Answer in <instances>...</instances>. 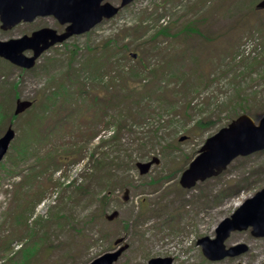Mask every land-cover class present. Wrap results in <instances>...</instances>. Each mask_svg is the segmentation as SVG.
I'll list each match as a JSON object with an SVG mask.
<instances>
[{
    "label": "rangeland",
    "instance_id": "rangeland-1",
    "mask_svg": "<svg viewBox=\"0 0 264 264\" xmlns=\"http://www.w3.org/2000/svg\"><path fill=\"white\" fill-rule=\"evenodd\" d=\"M260 1L135 0L90 33L52 47L31 70L0 58V137L12 125L14 143L26 142V124L35 118L46 138L34 153L51 156L33 170L10 157L0 166V264H89L118 237L129 248L116 264L168 257L174 264H264V238L251 229L227 240L228 247H249L236 258L210 262L198 245L264 189V151L190 190L179 183L208 138L244 114L256 125L264 118ZM45 27L64 29L46 17L7 32L0 27V39ZM82 63L84 91L107 106L84 102V94L69 99L76 86L69 75ZM96 68L103 84L88 77ZM62 85L64 95L55 96ZM16 94L34 106L11 120ZM50 96L56 104L44 106ZM54 148L76 152L59 158ZM152 160L141 175L137 163ZM113 211L120 216L110 222Z\"/></svg>",
    "mask_w": 264,
    "mask_h": 264
},
{
    "label": "water",
    "instance_id": "water-1",
    "mask_svg": "<svg viewBox=\"0 0 264 264\" xmlns=\"http://www.w3.org/2000/svg\"><path fill=\"white\" fill-rule=\"evenodd\" d=\"M105 0H0V20L2 28L7 30L21 23L32 22L39 16H54L62 24H69L66 32L58 35L55 30L42 29L31 36H24L9 41L0 40V56L13 64L32 68L36 59L51 46L64 42L73 35H80L90 31L93 27L118 14L119 8L109 3L102 4ZM134 0H123L122 7ZM259 9H264V0L258 4ZM26 50H34L35 55L28 57ZM136 57V55H134ZM32 106L30 101H17L15 114L19 115ZM15 138V131L10 127L0 138V162L7 154L11 142ZM264 149V118L256 125L248 115H242L234 120L227 128L220 130L209 138L202 147L199 156L190 164L183 173L181 185L192 188L198 181L221 174L239 156H248ZM155 161L142 164L138 167L142 174L149 171ZM128 191L124 200L129 199ZM119 213L114 212L107 216L114 220ZM253 228L252 234L264 237V189L248 200L236 213L224 220L216 230L217 237L211 239L204 237L198 241L204 255L210 261H220L226 257H236L248 250L244 244L226 249L225 241L234 231ZM123 242L118 239L115 245ZM128 245L115 252H109L97 258L90 264H115ZM148 264H173L172 258L151 259Z\"/></svg>",
    "mask_w": 264,
    "mask_h": 264
},
{
    "label": "trees",
    "instance_id": "trees-1",
    "mask_svg": "<svg viewBox=\"0 0 264 264\" xmlns=\"http://www.w3.org/2000/svg\"><path fill=\"white\" fill-rule=\"evenodd\" d=\"M191 27V26H190ZM158 36L159 33L158 31L153 33V35L150 37V38H153L154 36ZM107 49V48H106ZM83 64V63H82ZM73 70V68H71ZM87 70V65L86 64H83V67H79L77 70H76V73L74 74H70L69 75V79L71 81H73V83L76 85L75 86V94H68V97L70 100L73 99L74 95L75 97H78V94L82 95L84 93V83L82 82V73L83 72H86ZM91 75L88 74V77L91 79H95V80H100V83H104L105 82V79L104 77L102 78V76H104V73H100L99 75L97 74L99 72V69L96 68L95 71L93 72V70H91ZM94 73V74H93ZM79 81V83H77ZM106 86V85H105ZM63 88L64 86L62 85V91H58V92H55V96L58 95H64V91H63ZM108 89V88H107ZM106 89V90H107ZM111 96V95H110ZM95 96H93V105L96 106V107H102V106H107L108 105V101L106 102H102L99 104V102L97 101V99L94 98ZM56 104V100L54 99V97L50 96L46 102L44 103V106L47 105V106H53ZM109 106H111V101L109 102ZM103 111L105 109H102ZM45 111H46V108H45ZM16 117H14L12 115V120H14ZM5 120V113L3 111V114L0 118V123L2 121ZM35 118H30V120L27 122L26 124V132L28 133L29 135V138L26 142H21L20 144H15L12 148V152L9 153V156L8 158L10 157L9 161L12 162V160H14V163H16L17 165L22 162H25L24 166H22L23 168H27L28 170H33L35 169L37 166H41L44 162L45 159H50L51 156L50 154H46L44 156H41L40 154H35L34 152H39V146H41L43 144V141L45 140L46 138V133L45 131L41 133V130L39 129L38 126H35ZM210 122H207V123H203V121H200L199 122V126L200 127H206V126H209ZM116 138V137H114ZM103 142V141H102ZM106 145L105 142H103V144L101 146L98 147V149L104 147ZM59 149L58 148H54V152L56 153V155L59 156V158H62V157H73L75 152H62V153H58ZM11 156H13V159L11 158ZM30 158H34V161L33 163H29V162H26L28 159ZM17 159V160H15ZM71 160H74L73 158H70L69 161ZM60 163H63L60 161ZM79 163V162H78ZM77 163V164H78ZM29 166V167H28ZM50 168V167H49ZM88 170V169H87ZM87 170H83L84 171H87ZM111 195L110 194H107L105 193L104 195V198H110ZM35 254V253H34ZM33 254L30 255V257L32 256ZM29 262V261H28Z\"/></svg>",
    "mask_w": 264,
    "mask_h": 264
}]
</instances>
